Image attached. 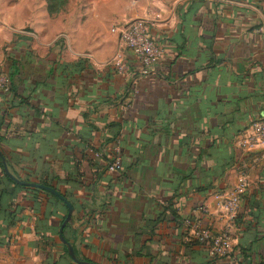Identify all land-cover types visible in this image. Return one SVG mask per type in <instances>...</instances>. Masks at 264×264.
<instances>
[{
  "label": "crops",
  "instance_id": "crops-1",
  "mask_svg": "<svg viewBox=\"0 0 264 264\" xmlns=\"http://www.w3.org/2000/svg\"><path fill=\"white\" fill-rule=\"evenodd\" d=\"M65 6L69 14L55 19L46 5L38 16L33 4L25 16L21 5L0 16V78L8 84V91L0 85V151L8 171L46 180L72 205L64 238L80 260L264 264V149L237 143L264 116V0ZM135 19L146 21L162 50L143 72L119 42ZM116 155L122 169L109 173ZM241 175L239 211L228 219L218 196ZM8 213L15 218L0 229L7 242L0 264H70L58 237L65 205L15 187L0 169V224ZM185 219L226 232L230 253L212 255Z\"/></svg>",
  "mask_w": 264,
  "mask_h": 264
},
{
  "label": "built area",
  "instance_id": "built-area-1",
  "mask_svg": "<svg viewBox=\"0 0 264 264\" xmlns=\"http://www.w3.org/2000/svg\"><path fill=\"white\" fill-rule=\"evenodd\" d=\"M119 42L131 53L134 63L141 68L142 72L151 70L162 56V50L144 19H135L126 23L119 30ZM124 70L123 74L129 75L128 68ZM117 72L122 73V66L118 67ZM0 85L4 91H8L6 79L0 78ZM237 143L242 150H256L259 147L264 149V116L251 121L237 136ZM95 155L98 156V154ZM261 159L264 160V153ZM106 169L109 173L119 172L122 169L120 157L116 155L110 159ZM245 187L246 178L241 175L234 189L218 196L219 207L228 219H233L237 215L240 196ZM182 223L192 228L194 240L199 244L207 245L212 255L224 257L230 253L231 242L226 232L214 234L207 227L193 223L189 219L183 220Z\"/></svg>",
  "mask_w": 264,
  "mask_h": 264
},
{
  "label": "water",
  "instance_id": "water-1",
  "mask_svg": "<svg viewBox=\"0 0 264 264\" xmlns=\"http://www.w3.org/2000/svg\"><path fill=\"white\" fill-rule=\"evenodd\" d=\"M0 161L2 164V171L3 173L9 178L11 179L15 184L22 186V187H29V188H34V189H38L41 190L45 193H48L56 198H58L66 207V215L59 227V241L61 242L62 245H64L66 247L67 250V254L70 258V260L74 263V264H96V263H92V262H88V261H84V260H79L76 258L73 248L71 246V244L69 242H67L65 240V238L63 237L62 233H63V229L66 226H72L73 222H72V213H73V207L72 205L59 193L57 192L54 188L46 186V185H42L39 183H35V182H28V181H23V180H19L17 179L15 176H13L7 169V165H6V159L5 157H3L1 151H0Z\"/></svg>",
  "mask_w": 264,
  "mask_h": 264
},
{
  "label": "trees",
  "instance_id": "trees-1",
  "mask_svg": "<svg viewBox=\"0 0 264 264\" xmlns=\"http://www.w3.org/2000/svg\"><path fill=\"white\" fill-rule=\"evenodd\" d=\"M47 1H48V2H47ZM47 1H46V2H47V12H48L49 14L58 11V10H59L58 8L61 7V6H63V5L66 3V2H65L66 0H52V1L47 0ZM52 4H56V6H55L54 9L52 8ZM0 169H1V171H2V164H1V161H0ZM2 172H3V171H2ZM3 175L5 176V178L7 179V181H8L9 183L15 185V187H18V188H27V187H22V186H19V185L15 184L11 179H9V178L7 177L4 173H3ZM12 175L15 176L17 179L22 180V179H20L16 174H12ZM23 181L33 182L31 179H25V180H23ZM37 181H38L39 184L46 185V186H49V187H53L51 183L47 182L46 180H44V179H42V178L39 179V180H37ZM47 195L50 196L51 198H53V199L56 200V201H60L58 198H56V197H54V196H52V195H50V194H48V193H47ZM14 218H15V213H8V215H7V222L5 221V223H4V222L1 223V224H0V229L3 228V227L5 228V227L9 226V225L11 224L10 221H12ZM67 227H68V226H66V227L63 229V233H62L63 237H64V230H65ZM4 239H5V238H4ZM4 239H0V245H1V246L7 244V242H6ZM65 240H66V239H65ZM66 241L69 242V243L71 244V246H72V248H73V251H74V254H75L76 258H77V255H76V252H75V249H74V245H73V240H66ZM62 246H63V253H64V255L66 256V258L68 259L69 263H70V264H74V263L70 260L68 254H67L66 247H65L64 245H62ZM77 259H78V258H77ZM79 260H80V259H79ZM47 264H64V262H62V261H61V258H59L58 260H56V261H54V262H52V261L50 260V262H47Z\"/></svg>",
  "mask_w": 264,
  "mask_h": 264
},
{
  "label": "rangeland",
  "instance_id": "rangeland-1",
  "mask_svg": "<svg viewBox=\"0 0 264 264\" xmlns=\"http://www.w3.org/2000/svg\"><path fill=\"white\" fill-rule=\"evenodd\" d=\"M47 0H0V16H5L6 15V13H7V11L9 10V6H14V5H21L23 8V10H21V12H20V16L22 17V16H25L24 15V11H25V9H27V7L28 6H31L32 4H33V6L35 7V9H36V14L39 16L40 15V13L43 11V9H44V7H45V5H46V7H47V2H46ZM50 1H52V0H50ZM69 1H74V2H76V1H78V0H66L65 2V4L63 5V6H61V7H59L58 9V11H56V12H53V13H51V14H49L50 15V17H52V18H54L55 19V17L59 14V13H63L64 12V14H66V15H68L69 14V10H67V8H66V6L65 5H67V3L69 2ZM87 0H84V2H86ZM55 6H56V4H52V8L54 9L55 8ZM51 15H54V16H51ZM63 15V14H62ZM15 16H18V15H15ZM24 31H31L28 27H25L24 29H23ZM61 39V38H60ZM62 41V39L61 40H59L58 42H61Z\"/></svg>",
  "mask_w": 264,
  "mask_h": 264
}]
</instances>
